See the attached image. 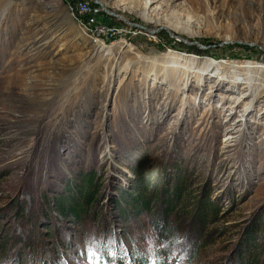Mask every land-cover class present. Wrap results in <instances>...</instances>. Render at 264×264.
<instances>
[{
    "label": "rangeland",
    "instance_id": "374dc122",
    "mask_svg": "<svg viewBox=\"0 0 264 264\" xmlns=\"http://www.w3.org/2000/svg\"><path fill=\"white\" fill-rule=\"evenodd\" d=\"M97 1L125 39L92 46L63 0H0V264H162L161 239L163 264L238 263L264 220V0ZM138 170L168 190L127 223ZM84 189L97 218L43 216ZM206 197L219 218L197 239Z\"/></svg>",
    "mask_w": 264,
    "mask_h": 264
},
{
    "label": "trees",
    "instance_id": "16d2710c",
    "mask_svg": "<svg viewBox=\"0 0 264 264\" xmlns=\"http://www.w3.org/2000/svg\"><path fill=\"white\" fill-rule=\"evenodd\" d=\"M136 174L138 178L135 182L134 193H132L134 195L132 196L123 192L122 197L115 201V207L119 218L127 223H130L133 220H138L148 214L149 216L154 217V215H152L154 204L159 202L161 200L162 193L164 192L166 194V190H168L163 185L160 188L157 187L150 190L151 185H149V176L143 175L140 170L136 171ZM90 183L91 182L89 180L88 186H90ZM93 186L94 185L91 183V187ZM85 189L84 200L76 199L74 194L68 193L66 195L65 193L57 197V199L52 200L53 202L48 201L47 207H49V209L47 212L43 213V216L51 221L52 214L57 213L61 217L65 218V220H70V218L73 219V222L79 224L80 226H84L89 218H97L98 214H95V211L92 210L91 207V205H93L95 194L93 191H86ZM173 189L174 192L170 194L169 200L166 202L167 208L165 210V215L166 217L168 216L167 220H169L171 216L176 213V209L178 208L177 205L182 201V199L179 198L181 196L179 193L181 192L180 189H182V184L179 185L175 183ZM24 211L25 207L19 211L20 213L18 214V219H22ZM196 216L199 218L198 221L200 222V227L196 230V238L199 239L203 233V229L218 221L219 208L215 202H213L209 197H206L205 199L197 202L194 211L190 214V217L193 220L196 219ZM39 220L40 219H38V221L36 220V226L40 225ZM261 220L252 225L245 234V239L240 244L237 260L238 263L236 264H257L258 258L260 256H264V220ZM36 238L37 237L34 236L35 241L37 240ZM165 241L161 239L160 246L163 249H158L157 251L161 258L165 260L162 261V264L166 263L167 260H176L172 254L169 255L167 259L165 257V253L168 252L169 249H172V246L176 245V243L174 241L169 242V240L166 239ZM155 264H157V262H155Z\"/></svg>",
    "mask_w": 264,
    "mask_h": 264
},
{
    "label": "built area",
    "instance_id": "2783aa9c",
    "mask_svg": "<svg viewBox=\"0 0 264 264\" xmlns=\"http://www.w3.org/2000/svg\"><path fill=\"white\" fill-rule=\"evenodd\" d=\"M66 9L82 35L94 47L107 46L125 39L124 25L110 22L107 11L97 0H63ZM131 29V28H130Z\"/></svg>",
    "mask_w": 264,
    "mask_h": 264
},
{
    "label": "bare ground",
    "instance_id": "6f19581e",
    "mask_svg": "<svg viewBox=\"0 0 264 264\" xmlns=\"http://www.w3.org/2000/svg\"><path fill=\"white\" fill-rule=\"evenodd\" d=\"M254 1H258V0H254ZM263 3V2H262ZM260 7H264V5H261ZM45 37H46V35H45ZM44 37V38H45ZM44 38H43V36H40L39 38H36V40L34 41V46H37V45H39V47L40 48H43V46H41V43L43 42V40H44ZM171 53H170V58H168V59H170L171 60ZM185 58H187V57H185V56H178V57H176V58H174V64H175V66L176 65H181V66H183L184 65V62H188V60L190 61L189 62V64L191 63V65H193V64H195L196 63V61H195V59H188V60H186ZM166 59V58H165ZM167 60V59H166ZM186 65V64H185ZM206 65V64H205ZM173 67L174 69H180V67L178 68V67ZM206 67H211V65L210 64H207L206 65ZM182 69V68H181Z\"/></svg>",
    "mask_w": 264,
    "mask_h": 264
},
{
    "label": "water",
    "instance_id": "95a60500",
    "mask_svg": "<svg viewBox=\"0 0 264 264\" xmlns=\"http://www.w3.org/2000/svg\"><path fill=\"white\" fill-rule=\"evenodd\" d=\"M113 16H115V17H119L118 15H114V14H112ZM120 18V17H119Z\"/></svg>",
    "mask_w": 264,
    "mask_h": 264
}]
</instances>
